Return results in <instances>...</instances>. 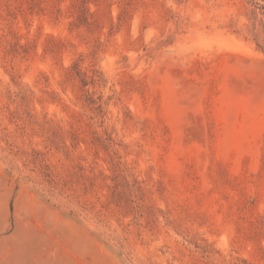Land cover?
Masks as SVG:
<instances>
[{"label":"rangeland","instance_id":"obj_1","mask_svg":"<svg viewBox=\"0 0 264 264\" xmlns=\"http://www.w3.org/2000/svg\"><path fill=\"white\" fill-rule=\"evenodd\" d=\"M17 260L264 264V0H0Z\"/></svg>","mask_w":264,"mask_h":264},{"label":"crops","instance_id":"obj_2","mask_svg":"<svg viewBox=\"0 0 264 264\" xmlns=\"http://www.w3.org/2000/svg\"><path fill=\"white\" fill-rule=\"evenodd\" d=\"M26 261H30V260H17L18 263H14V264H29V263H26ZM34 261L37 262V261H40V259H35ZM36 264H38V263H36Z\"/></svg>","mask_w":264,"mask_h":264}]
</instances>
